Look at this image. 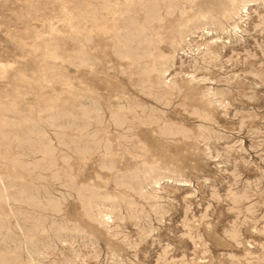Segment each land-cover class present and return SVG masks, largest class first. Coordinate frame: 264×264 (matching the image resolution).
Wrapping results in <instances>:
<instances>
[{
    "label": "rangeland",
    "instance_id": "rangeland-1",
    "mask_svg": "<svg viewBox=\"0 0 264 264\" xmlns=\"http://www.w3.org/2000/svg\"><path fill=\"white\" fill-rule=\"evenodd\" d=\"M122 1L0 0V264H264V0Z\"/></svg>",
    "mask_w": 264,
    "mask_h": 264
},
{
    "label": "bare ground",
    "instance_id": "bare-ground-1",
    "mask_svg": "<svg viewBox=\"0 0 264 264\" xmlns=\"http://www.w3.org/2000/svg\"><path fill=\"white\" fill-rule=\"evenodd\" d=\"M123 1H124V0H123ZM123 1H122V3H123ZM109 2H110V1H109ZM128 2H129V0H128ZM132 2H133V1H132ZM110 3H111V2H110ZM116 4H117V2H116ZM122 5H124V4H122ZM119 6H120V4H119ZM126 6H128V5H127V2H126ZM132 6H133V5H132ZM132 6H131V7H132ZM120 7H121V6H120ZM113 8H114V6H113ZM117 8H119V7L117 6ZM121 8H122V7H121ZM109 11H110V10H109ZM115 11H116V10H115ZM118 11H119V9H118L115 13L117 14ZM110 12H112V10H111ZM120 12H121V11H120ZM120 12H119V13H120ZM131 12H132V11H131ZM106 13H107V12H106ZM108 14H109V13H108ZM120 14H121V13H120ZM135 14H136V13H135ZM110 15H111V14H110ZM105 17H106V16H104V18H105ZM107 17H108V15H107ZM112 17H114V16L112 15ZM110 18H111V17H110ZM110 18H108V19H110ZM114 18H115V17H114ZM111 19H112V18H111ZM111 19H110V21H111ZM117 19H118V18H117ZM115 20H116V19H115ZM189 20H190V19H189ZM112 21L114 22V20H112ZM107 22H108V21H107ZM186 22H187V21H186ZM180 24H181V23H180ZM183 24H184V23H183ZM174 25H175V24H174ZM103 26H104V24H103ZM110 26L113 28L114 24H112V25H110ZM108 27H109V26H108ZM140 27H141V26H140ZM140 27H139V28H140ZM178 27H179V26H178ZM112 28H111V29H112ZM141 28H142V27H141ZM141 28H140V29H141ZM162 29H163V28H162ZM103 30H104V29H103ZM107 30H108V29H106V31H107ZM142 30H143V28H142ZM114 31H115V30H114ZM147 31H148V30H147ZM160 31H161V30H160ZM160 31H159V32H160ZM104 32H105V31H104ZM104 32H103V34H104ZM157 32H158V31H157ZM110 33H111V32H110ZM106 35H107V34H106ZM156 35H158V34H156ZM104 36H105V35H104ZM110 36H111V35H110ZM151 37H152V36H151ZM154 37H155V36H154ZM177 38H178V37H177ZM110 39H111V38H110ZM151 39H152V38H150V40H151ZM111 40H112V39H111ZM105 41H106V40H105ZM107 41H108V39H107ZM169 41H170V40H169ZM169 41H168V42H169ZM109 42H111V41L109 40L108 43H109ZM152 42H153V41H152ZM116 43H117V42H116ZM116 43H114V44H116ZM131 43H132V42H131ZM140 43H141V42H140ZM148 43H149V42H148ZM143 44H144V43H143ZM145 44H147V43H145ZM148 45H149V44H148ZM109 46H110V45H109ZM123 46H124V45H123ZM129 46H130V45H129ZM106 47H107V46H106ZM145 47H146V46H145ZM104 48H105V47H104ZM104 48H103V49H104ZM119 48H120V47H119ZM146 49H147V48H146ZM148 49H149V48H148ZM153 49H155V48L153 47ZM103 51H104V50H103ZM141 51H142V50H141ZM155 51H156V50H155ZM104 52H105V51H104ZM149 52H150V51H149ZM152 52H154V51H152ZM149 54L151 55L152 53L150 52ZM159 55H160V54H159ZM110 56H111V55H110ZM123 57H124V55H123ZM150 57H151V56H150ZM158 58H159V57H158ZM125 59H126V58H125ZM149 59H150V58H149ZM149 59H148V60H149ZM122 60H123V59H122ZM117 61H119V60H117ZM129 63H130V62H129ZM129 63H127V64H129ZM148 63H149V62H148ZM131 64H132V63H131ZM124 65H125V63H124ZM132 65H133V64H132ZM130 66H131V65H130ZM125 67H126V65H125ZM125 67H124V68H125ZM128 67H129V65H128ZM149 67H150V64H149ZM0 68H1V67H0ZM111 68H112V67H111ZM118 70H119V69H118ZM125 73H126V72H125ZM127 80H128V79H127ZM134 83H135V82H134ZM150 84H151V83H150ZM110 90H111V89H110ZM162 97H164V96H162ZM106 101H107V100H106ZM112 106H113V105H112ZM113 108H114V106H113ZM127 109H128V108H127ZM133 120H134V119H133ZM116 121H117V120H116ZM136 121H137V120H136ZM136 121H135V122H136ZM107 124H108V123H107ZM135 124H136V123H135ZM120 125H121V124H120ZM131 126H132V125H131ZM107 127H108V126H107ZM122 127H123V126H122ZM124 127H125V126H124ZM120 128H121V127H120ZM105 129H106V128H105ZM141 130H142V129H141ZM122 131H123V130H122ZM104 132H105V131H104ZM109 132H110V131H109ZM123 132H124V131H123ZM140 132H141V131H140ZM110 133H111V132H110ZM107 134H108V133H107ZM111 135H113V134H111ZM146 135H147V134H146ZM105 137H106V136H105ZM114 142H115V141H114ZM136 151H137V150H136ZM108 156H109V155H108ZM112 157H113V156H112ZM83 159H84V158H83ZM114 159H115V158H114ZM117 162H118V161H117ZM143 164H144V162H143ZM114 166H115V165H114ZM125 173H126V172H125ZM106 217H107V216H106ZM103 219H104V218H103ZM107 219H108V218H107Z\"/></svg>",
    "mask_w": 264,
    "mask_h": 264
}]
</instances>
